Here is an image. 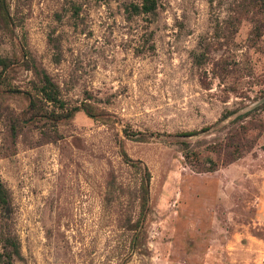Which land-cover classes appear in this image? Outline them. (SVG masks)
Wrapping results in <instances>:
<instances>
[{"label":"rangeland","instance_id":"obj_1","mask_svg":"<svg viewBox=\"0 0 264 264\" xmlns=\"http://www.w3.org/2000/svg\"><path fill=\"white\" fill-rule=\"evenodd\" d=\"M142 1L0 0V264H264V0Z\"/></svg>","mask_w":264,"mask_h":264},{"label":"trees","instance_id":"obj_2","mask_svg":"<svg viewBox=\"0 0 264 264\" xmlns=\"http://www.w3.org/2000/svg\"><path fill=\"white\" fill-rule=\"evenodd\" d=\"M156 1L155 0H143L141 3L140 7H134L136 12H140V13H150L153 12L156 9ZM43 96H44V100L48 101V102H54V103H58L61 104V106H63V104L57 99V97L55 96L54 92L50 91L47 92L46 89H43ZM83 112L88 118L94 119L95 118V114L93 113V110L91 107H87V106H82V107H77L74 108L70 111H68V113L66 114V116L68 118L72 117L75 113L77 112ZM199 134V132H194V133H185L183 136L184 137H191V136H195ZM228 148V147H227ZM226 146H222L221 144H217L214 148H213V152H220L221 150H226L227 149ZM242 147L239 146V144H234V152L231 153L233 155V160L234 162L238 161L241 158V149ZM218 150V151H217ZM195 168L197 170V172L199 173H209V172H214L218 169V165L216 164L215 161L211 160L210 158H208L206 161L200 159L198 157V159L196 160L195 163ZM0 201L4 204H6V192L4 190V187L2 185V183L0 182ZM147 202H148V191H145V195L142 198V206H141V212H140V219L137 223V225H139V227L141 228V222H143L144 218H145V213H146V209H147ZM11 243V242H10ZM13 250H14V256L19 258V251L18 248L16 247V245L13 243Z\"/></svg>","mask_w":264,"mask_h":264}]
</instances>
